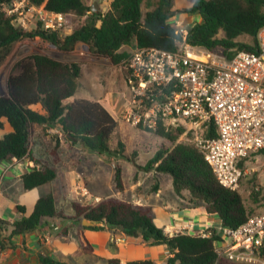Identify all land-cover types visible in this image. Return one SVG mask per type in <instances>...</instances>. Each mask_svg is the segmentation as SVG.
<instances>
[{
  "label": "trees",
  "instance_id": "trees-1",
  "mask_svg": "<svg viewBox=\"0 0 264 264\" xmlns=\"http://www.w3.org/2000/svg\"><path fill=\"white\" fill-rule=\"evenodd\" d=\"M89 1L28 0L31 5L43 6L49 12L75 17L76 24L72 31L62 38L60 31H44L40 28L26 31L14 25L12 17L5 11L11 6L12 0H0V63L17 41L35 36L66 52L71 51L76 43H84L90 52L109 57L114 64L130 55L120 52L124 46L153 47L169 52L180 50L181 35L176 34L175 27L168 22L178 12L173 10L174 0H112L105 13L92 11ZM191 1L192 6L183 12L197 14L201 21L187 27L185 42L189 46L220 52L228 58L237 51L257 50V34L264 27V0ZM143 4L147 9L145 14L142 13ZM242 36L251 38L252 43L238 41ZM17 70V74L9 80L8 97L0 98V130L3 129V121L11 128L0 139V163L10 159H28L30 169L21 177L25 190L48 184L56 178L55 165L60 160V140L57 139L51 151L48 150L49 159L36 157L37 154L32 150L35 140H43L48 128L58 129L72 145L78 144L100 156L124 157L123 142L117 141L116 148L111 145L118 124L103 104L82 98L64 103L76 92L77 80L81 75L79 65L33 55L19 62ZM36 105H40L42 112L32 109ZM137 129L154 131L158 137L171 143L169 148L156 150L142 168L169 174L178 196H182L184 191L188 192L189 206H202L220 221L222 227L232 229L242 225L254 214L245 208L237 190H229L218 183L196 144L177 142L186 131L184 126L165 127L160 123L155 130ZM214 137L216 131L210 125L204 130V138ZM113 183L117 191L124 190L119 165L114 166ZM156 189L158 186H155ZM17 209L25 212L21 206ZM72 209V219L80 228H86L81 226V221L87 219L99 222L95 227H88L90 229L120 230L127 237L150 246L166 245L173 256L165 264H240L224 257L217 258L215 242L221 237L214 231L210 238L164 232L155 225L150 206L108 197L97 203L73 202ZM46 218H66L61 210H57L51 194L40 197L29 215L15 220L11 224L10 235L34 231ZM6 226L7 222L0 219V248L7 240L2 236ZM77 238L82 251L90 252L91 248L83 237L77 235ZM107 263L119 264L117 260ZM41 264L64 263L43 258ZM127 264L154 263L144 260Z\"/></svg>",
  "mask_w": 264,
  "mask_h": 264
},
{
  "label": "built area",
  "instance_id": "built-area-1",
  "mask_svg": "<svg viewBox=\"0 0 264 264\" xmlns=\"http://www.w3.org/2000/svg\"><path fill=\"white\" fill-rule=\"evenodd\" d=\"M12 23L26 30L70 31L68 16L49 12L28 0H12L5 8ZM181 35L179 51L134 47L121 62L128 99L123 120L132 128L155 130L163 126L206 129L216 137L198 142L218 183L237 190L247 169L240 164L252 154L264 156V27L257 34V50L237 51L231 58L220 52L194 50L185 42L187 29L174 25ZM49 135L64 139L56 128ZM264 166V164H263ZM174 233L195 231L201 238L213 234L217 258L240 264H264V211L253 214L235 229L221 225L195 230L192 223L173 228Z\"/></svg>",
  "mask_w": 264,
  "mask_h": 264
},
{
  "label": "rangeland",
  "instance_id": "rangeland-1",
  "mask_svg": "<svg viewBox=\"0 0 264 264\" xmlns=\"http://www.w3.org/2000/svg\"><path fill=\"white\" fill-rule=\"evenodd\" d=\"M188 5H190L189 0H175L176 8H183ZM146 11L147 9L144 5L142 13L145 14ZM74 18L68 17L67 27L70 28V31L61 30L59 33L60 37L63 38L72 31L73 25L76 24V19ZM34 29V27H31L26 29V31ZM219 36L221 37L222 34ZM238 41L247 44L252 43V39L247 36L238 38ZM133 49V45L124 46L120 49V52H125L129 55ZM194 50L197 51L198 49L194 47ZM33 55H43L62 63L79 65L81 75L77 80L76 92L72 98L65 100L64 103H69L77 98L97 102L100 100L106 103L118 124L111 145L116 148V143L119 140L124 144V157L113 158L100 156L82 146L79 148L86 155L82 156L79 150L80 156L75 158L69 149L62 147L60 148L61 163L58 167L62 164L72 163L78 171L87 170L88 174H90L87 186L89 191L100 195L102 198L115 197L127 202L135 201L138 198L144 204L167 206L170 209H174L184 203L189 197L188 192L184 191L182 196H178L174 192L172 178L169 174L155 172L154 170L145 171L142 168L156 150L161 147L169 148L171 143L158 137L154 131H141L137 128H132L123 120L122 112L125 110L128 91L125 72L121 68L122 61L114 64L109 57L99 56L90 52L88 45L84 43L78 42L71 51L66 52L58 49L40 36L26 37L17 41L12 46L9 54L0 63V98L8 97L9 80L13 75L17 74L18 63ZM32 109L42 112L40 105L33 106ZM6 125L8 126L3 121V129L0 130L1 135L5 133L4 126ZM165 127H169V125ZM185 128L186 131L179 136L177 142L196 144L198 146V142L204 138L205 129H191L189 126H185ZM45 134L43 141L51 142L52 149L58 138L48 133ZM46 156L49 159L48 153H46ZM263 164V155H250L243 163L244 168L247 169V174L241 178L237 189L245 208L254 214L264 211ZM115 165H119L122 169L123 192L117 191L113 183ZM135 177H139L140 184L131 189V186L134 185ZM155 186H159L157 196L155 194L156 191L153 190ZM57 205L65 212L69 211V203L64 198L59 199ZM210 221L213 220L210 219Z\"/></svg>",
  "mask_w": 264,
  "mask_h": 264
},
{
  "label": "crops",
  "instance_id": "crops-1",
  "mask_svg": "<svg viewBox=\"0 0 264 264\" xmlns=\"http://www.w3.org/2000/svg\"><path fill=\"white\" fill-rule=\"evenodd\" d=\"M111 1L90 0L89 3L92 8L97 3L96 10L105 13L109 9ZM189 2L190 5L186 7L176 8L174 0L173 10L178 12L168 20L170 24L174 26L179 23L187 29L188 26L200 22L199 15L183 12L192 6V1L189 0ZM98 102L103 104L114 117L106 103L100 100ZM4 130V134H6L11 131V128L6 125ZM4 134H0V139ZM50 144L51 142L35 140L32 150L37 154L36 157L47 158L46 153L51 149ZM62 147L69 149L75 158L80 156L79 150L82 156L86 155L79 148L80 145H72L62 139L58 147L59 156ZM60 163L61 156L55 165L57 174L52 182L30 190H25L21 181L22 175L30 169L27 158L20 161L10 159L0 163V219L7 222L4 232H2L3 238L7 240L0 248V264H41L43 258H50L64 264H108L109 260H117L119 264L144 260H149L154 264H165L173 256L166 245L150 246L140 240L127 237L120 230L88 228L92 226H84L85 229L80 228L79 224L72 219L74 216L72 203H97L104 198L89 191L87 186L90 174L87 170L78 171L72 163L62 164L58 167ZM139 184V177H135L131 189ZM155 191L157 196L159 186ZM47 194L53 196L57 210H61L66 218H46L38 229L11 236V224L23 215H29L36 201ZM61 198L69 203L68 212L58 207L57 202ZM129 203L150 206L155 225L170 234L174 233L173 228H179L185 223H192L195 230H204L220 225V221L214 215L208 214L202 206H189L188 198L174 209L161 205H147L138 198ZM18 206L23 207L25 212H19ZM81 226H83L82 221ZM77 235L83 237L86 244L90 246V252L82 251Z\"/></svg>",
  "mask_w": 264,
  "mask_h": 264
},
{
  "label": "water",
  "instance_id": "water-1",
  "mask_svg": "<svg viewBox=\"0 0 264 264\" xmlns=\"http://www.w3.org/2000/svg\"><path fill=\"white\" fill-rule=\"evenodd\" d=\"M95 7H97V4L96 3H95V6L92 8V11H96V8ZM98 224H99V222H97V221H91V220H87V219H83L82 220V225L83 226H86V227H88V226L95 227ZM188 234L190 236H194L195 235V231L191 230V231L188 232Z\"/></svg>",
  "mask_w": 264,
  "mask_h": 264
}]
</instances>
